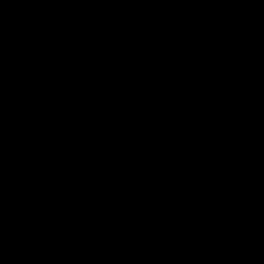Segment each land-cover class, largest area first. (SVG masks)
I'll use <instances>...</instances> for the list:
<instances>
[{
  "label": "water",
  "instance_id": "obj_1",
  "mask_svg": "<svg viewBox=\"0 0 264 264\" xmlns=\"http://www.w3.org/2000/svg\"><path fill=\"white\" fill-rule=\"evenodd\" d=\"M0 264H264V0H0Z\"/></svg>",
  "mask_w": 264,
  "mask_h": 264
}]
</instances>
